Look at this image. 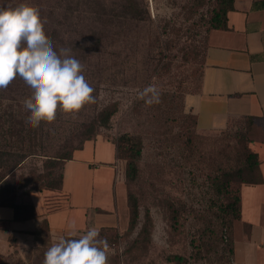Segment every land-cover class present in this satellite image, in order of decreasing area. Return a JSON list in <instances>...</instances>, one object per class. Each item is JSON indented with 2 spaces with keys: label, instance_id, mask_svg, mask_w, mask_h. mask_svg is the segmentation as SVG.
I'll use <instances>...</instances> for the list:
<instances>
[{
  "label": "rangeland",
  "instance_id": "1",
  "mask_svg": "<svg viewBox=\"0 0 264 264\" xmlns=\"http://www.w3.org/2000/svg\"><path fill=\"white\" fill-rule=\"evenodd\" d=\"M220 3L0 0V8L37 7L54 50L69 49L94 89V99L81 109L58 107L55 119L38 127L26 122L23 101L32 89L24 80L17 77L0 89V202L32 205L30 197L52 189L40 183L58 182L63 172V163L53 166L50 159L76 146L85 124L114 111L96 137L110 141L108 149L116 145L128 153L139 142L141 152L134 180L126 175L124 181L128 157L113 176L122 229L118 241L109 244L108 264H232L233 204L241 184L258 179L248 168L255 121L234 120L223 130L202 131L187 105V97L202 86L212 17ZM151 84L159 88L161 102L147 105L139 94ZM127 187L138 200L134 227L125 190L122 195ZM66 237L54 238L43 225L32 245H15L0 264H43L48 248Z\"/></svg>",
  "mask_w": 264,
  "mask_h": 264
},
{
  "label": "crops",
  "instance_id": "2",
  "mask_svg": "<svg viewBox=\"0 0 264 264\" xmlns=\"http://www.w3.org/2000/svg\"><path fill=\"white\" fill-rule=\"evenodd\" d=\"M187 105L202 131H220L247 117L255 121L250 148L259 157V180L240 186L232 264H264V0H235L228 28L211 30L202 86L187 97ZM110 143L96 137L75 150L64 163L61 189L29 198L35 217L17 220L14 208L0 205V255L10 254L15 245H32L44 221L54 238L68 236L73 222L77 234L92 227L122 229L113 176L124 161L116 145L108 149ZM124 190L128 206V187L123 196Z\"/></svg>",
  "mask_w": 264,
  "mask_h": 264
},
{
  "label": "clouds",
  "instance_id": "3",
  "mask_svg": "<svg viewBox=\"0 0 264 264\" xmlns=\"http://www.w3.org/2000/svg\"><path fill=\"white\" fill-rule=\"evenodd\" d=\"M69 52L54 50L37 7L20 4L0 8V89H6L17 77L31 87L32 95L23 105L29 112L26 122L32 127L53 121L58 107L75 112L94 99L83 64ZM139 98L147 105L158 104L161 92L151 84ZM75 227L73 222L68 237L48 248L43 264H108L109 244L100 238V231L92 227L78 235Z\"/></svg>",
  "mask_w": 264,
  "mask_h": 264
},
{
  "label": "trees",
  "instance_id": "4",
  "mask_svg": "<svg viewBox=\"0 0 264 264\" xmlns=\"http://www.w3.org/2000/svg\"><path fill=\"white\" fill-rule=\"evenodd\" d=\"M234 1L235 0H221L220 7L218 8V10H215L214 15L212 17L211 29H227L228 28V13L229 11L234 9ZM113 114H114V111H107L103 113V116L99 119V121L93 120L85 124L81 132L82 138L80 142L76 146L70 147L68 150L58 153L54 157V159H50V162H52V165L57 166L58 164L60 165V163H63V169H64L65 161L72 159L74 151L77 149H82L86 141L95 139L96 135L98 134L99 127L106 126L108 122L110 121V118L112 117ZM238 120H245V121L249 120L251 122L254 121L253 117H247V118H242ZM138 145H139V142L138 143L134 142L132 147L128 148L129 151H131V153H128L127 151H125L126 152L125 153L121 151L119 147H117L118 157L120 159L123 160L124 157H128V169H127V172L125 171V175H127L126 178H129L131 180H134L138 173L137 161H138V158L141 152ZM2 154H4V152L0 151L1 163H2L1 158H3ZM248 156L250 158V163L248 164V168L251 169L252 173L257 174L258 164H259L258 154L255 153L253 150H250ZM230 176H232V174L228 175L229 182H230V179L231 181H233V176L232 177ZM59 177L60 178L58 182H54V180H51L45 183V181H43L42 184L40 183V187L43 185V186H50L52 189H61L64 173L62 172L59 175ZM258 180L259 179L247 181V182H257ZM40 187H33L31 190L39 191L40 189L38 188ZM0 205H6V206H10L14 208L15 218L17 220L24 221V220H27L29 218H33L36 216L35 208L33 205H20V204H15V203H1V202H0ZM128 206L130 208V225L134 227L139 218V206H138L137 197L133 195L132 193H130L129 189H128ZM233 207L237 210V213H236L237 215L234 220L240 219V215H241L240 188L237 192V197L235 199ZM43 225H46L47 230L49 232V226H48L47 221H44L41 227ZM99 231H100V237L103 239H106L108 241V244H112V243L114 244L119 239L117 228L104 227V228H101ZM232 231H233V224L231 227V248H230L231 255L233 253ZM2 257L3 255H0V258ZM172 258L180 259V257H172Z\"/></svg>",
  "mask_w": 264,
  "mask_h": 264
}]
</instances>
